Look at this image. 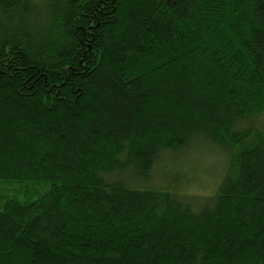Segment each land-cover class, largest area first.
<instances>
[{"label": "trees", "instance_id": "16d2710c", "mask_svg": "<svg viewBox=\"0 0 264 264\" xmlns=\"http://www.w3.org/2000/svg\"><path fill=\"white\" fill-rule=\"evenodd\" d=\"M263 116L264 0H0V264H264Z\"/></svg>", "mask_w": 264, "mask_h": 264}, {"label": "rangeland", "instance_id": "374dc122", "mask_svg": "<svg viewBox=\"0 0 264 264\" xmlns=\"http://www.w3.org/2000/svg\"><path fill=\"white\" fill-rule=\"evenodd\" d=\"M262 119L264 120V116ZM160 162L159 170L161 172L169 175L184 174L183 183L189 181V186L195 192L214 185L215 179L219 178L225 160L214 149L193 147L174 155L165 154ZM155 176L156 179L152 182L154 186H158L157 182L167 181V178L158 172L155 173Z\"/></svg>", "mask_w": 264, "mask_h": 264}]
</instances>
